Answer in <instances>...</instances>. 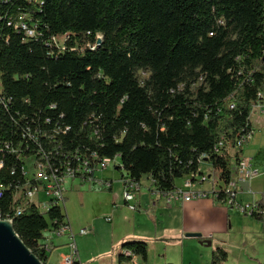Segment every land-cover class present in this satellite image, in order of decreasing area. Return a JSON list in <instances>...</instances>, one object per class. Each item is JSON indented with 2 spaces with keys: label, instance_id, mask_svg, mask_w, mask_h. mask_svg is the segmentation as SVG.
<instances>
[{
  "label": "trees",
  "instance_id": "1",
  "mask_svg": "<svg viewBox=\"0 0 264 264\" xmlns=\"http://www.w3.org/2000/svg\"><path fill=\"white\" fill-rule=\"evenodd\" d=\"M260 99L264 0H0V219L49 263L45 235L68 223L25 199L32 156L59 173L92 154L120 161L161 195L208 156L228 183L233 157L214 148L236 146ZM122 248L120 264L147 262V243ZM228 258L217 248L211 264Z\"/></svg>",
  "mask_w": 264,
  "mask_h": 264
},
{
  "label": "crops",
  "instance_id": "2",
  "mask_svg": "<svg viewBox=\"0 0 264 264\" xmlns=\"http://www.w3.org/2000/svg\"><path fill=\"white\" fill-rule=\"evenodd\" d=\"M259 135L258 132L243 151L244 157L252 159L259 175L245 187L252 194L242 192L240 203L264 202V167L259 161L264 156V145ZM206 164L201 171L216 177L217 171L209 165L204 166ZM122 172V176H126ZM103 179L110 181L108 189L97 185L100 183L97 177V181L92 182L72 181L67 192L63 213L75 235L76 260L80 264L83 261L120 264L123 245L134 241L147 243L148 260L145 263L134 258L123 264H211L212 252L217 248L227 251L229 258L225 264H264V254L257 252V247L264 251L261 246L264 245V219L244 216L212 198L168 202L163 195L151 191L150 178L141 182L142 189L135 201L137 211H134L123 198V188L116 176L107 174ZM183 186L185 179L177 181L178 188ZM213 186L214 181H210L195 189L211 193ZM107 218L112 219L108 225ZM82 229L88 233L77 235ZM191 234L201 237H188ZM68 240L56 238L51 233L45 235L44 242L52 249L48 264H65L70 257V251L64 248ZM86 244H93L94 253L87 254ZM236 253L242 263L239 260L231 263Z\"/></svg>",
  "mask_w": 264,
  "mask_h": 264
},
{
  "label": "built area",
  "instance_id": "3",
  "mask_svg": "<svg viewBox=\"0 0 264 264\" xmlns=\"http://www.w3.org/2000/svg\"><path fill=\"white\" fill-rule=\"evenodd\" d=\"M18 24H25V31H27L30 37L34 36V31L28 26L27 18L20 16ZM260 98L262 96L260 95ZM258 113L264 116V100L260 99L252 109L251 126L248 130L241 134L236 142L235 147H231L229 140L221 138L218 144L214 148V152L222 157H233V164L231 172H236V180H229L228 183L221 180L218 173L216 177L208 172L193 174L185 179V186L178 188L174 193L163 195L168 202L183 200L190 202L193 200H200L206 198H212L217 203L239 211L241 214L247 217H255L264 219V204H260L258 201H251L246 203L239 202V196L242 192L251 193L249 189H245L246 186H250L252 181L259 175V171L253 166L252 159L243 156L245 147L254 139L258 130L253 122V114ZM238 154V157L237 155ZM95 162H94V161ZM105 160V159H104ZM99 160L96 154H92L91 159L84 158L76 160L77 164H68L64 170L59 173L49 163L47 159L38 160L35 156L26 159V164L23 167L24 176L27 179V183L23 188L24 196L30 203L36 204L46 214L50 209V204H56L63 207V202L66 199V191L64 185L67 181H80V182H92L97 181V172L106 170L103 168V161ZM201 160L205 163H209L208 156H203ZM117 169V168H116ZM120 170V169H119ZM122 171V169L120 170ZM122 182L124 186V199L131 210H136L137 205L135 203L137 195L142 189L141 186L130 185L126 181L125 176H122ZM214 181L213 190L211 193L195 189L207 182ZM111 186L110 184L108 185ZM41 194L47 197V202L41 200ZM223 196V200L219 198ZM134 202L133 206L131 205ZM12 220V218H4ZM110 220V219H109ZM88 231L82 229L81 235H86ZM54 236H65L73 240L71 248L73 249V257L66 259L65 264H73L76 260V245L74 241V233L71 231L69 225L62 226L59 230L51 233ZM50 245H47V248ZM131 253L128 252V257Z\"/></svg>",
  "mask_w": 264,
  "mask_h": 264
},
{
  "label": "water",
  "instance_id": "4",
  "mask_svg": "<svg viewBox=\"0 0 264 264\" xmlns=\"http://www.w3.org/2000/svg\"><path fill=\"white\" fill-rule=\"evenodd\" d=\"M188 237L200 238L201 235ZM0 264H44L15 232L13 220H0Z\"/></svg>",
  "mask_w": 264,
  "mask_h": 264
},
{
  "label": "rangeland",
  "instance_id": "5",
  "mask_svg": "<svg viewBox=\"0 0 264 264\" xmlns=\"http://www.w3.org/2000/svg\"><path fill=\"white\" fill-rule=\"evenodd\" d=\"M253 122H254V124H255V126H256V128H257V130H258V132H259V137H261V141H262V143H263V145H264V116H261V115H259L257 112L255 113V114H253ZM257 132V133H258ZM252 142V141H251ZM250 142V143H251ZM247 147V146H246ZM259 161H260V163H261V161H262V163H261V165L264 167V156H261L260 158H259ZM120 161H117V163H119ZM210 166V164L209 163H207L206 165H204V166ZM107 174H111V175H115L116 176V178H117V180H119V183H120V185H122V188H123V198H124V186H123V182H122V174H124L122 171H120L119 169H115L114 168V166H113V164L112 165H109V167L106 169V170H101V171H99V172H97V177L98 178H100V181H98V182H100V183H98L97 185L100 187V186H102V187H105L106 189H108L109 188V184H110V181H107V180H105V179H103L104 178V176H106ZM262 174H264V171L262 170ZM147 179L145 178L144 179V181H146ZM75 181H77V180H75ZM71 182H72V180H69V181H67L66 182V184L64 185V187H65V191H66V193H65V195H66V199H67V192L69 191V189H70V184H71ZM178 184H179V182H178ZM66 199L64 200V202H63V207L65 208V205H66ZM41 200L42 201H44V202H47V197H45L44 195H42L41 194ZM133 204H134V202H132V206H133ZM134 211H137V210H134ZM110 219V220H109ZM112 221V219L111 218H107V219H105V223L108 225V223H110ZM81 231V230H80ZM80 231H79V233L77 234V235H81L80 234ZM56 238H65V239H69L68 240V242L66 243V245L64 246V248L66 247L67 248V250H69L70 252H69V256L70 257H73V249L71 248V243L73 242V240L70 238V237H68L67 235H65V236H55ZM75 241V240H74ZM82 245H84L83 243H82ZM261 246L262 247H264V245L263 244H261ZM85 247H86V252H87V254H92V253H94V250H92L93 249V244L92 245H90V244H86L85 245ZM257 252H258V254H260V252H262L263 254H264V251H262L263 250V248H260V247H257ZM52 254V253H51ZM54 254V256H56V252L55 253H53ZM261 256H263V255H259V257H261ZM237 258H239L238 257V254L236 253L232 258H231V263H235V262H237L239 259H237ZM240 261V260H239ZM108 262H111V261H108ZM241 262V261H240ZM88 262H84L83 261V263H81V264H87ZM242 263V262H241ZM108 264H112V263H108ZM242 264H244V263H242Z\"/></svg>",
  "mask_w": 264,
  "mask_h": 264
},
{
  "label": "bare ground",
  "instance_id": "6",
  "mask_svg": "<svg viewBox=\"0 0 264 264\" xmlns=\"http://www.w3.org/2000/svg\"><path fill=\"white\" fill-rule=\"evenodd\" d=\"M112 164H113V166L114 165L118 166V163H115V160L114 161H108L107 160V161L103 162V168H107L109 165H112ZM231 180H236V172H232V179ZM126 181L129 182L130 185L141 186V184H137V183L131 181L129 178H127ZM0 220H2V219H0ZM6 220H9V219H6ZM127 254H128V252H127Z\"/></svg>",
  "mask_w": 264,
  "mask_h": 264
}]
</instances>
